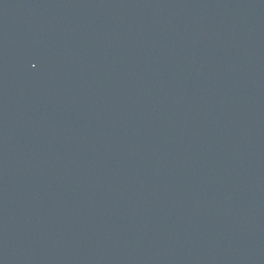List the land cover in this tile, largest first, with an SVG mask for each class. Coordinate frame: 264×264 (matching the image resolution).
<instances>
[{
	"label": "water",
	"instance_id": "95a60500",
	"mask_svg": "<svg viewBox=\"0 0 264 264\" xmlns=\"http://www.w3.org/2000/svg\"><path fill=\"white\" fill-rule=\"evenodd\" d=\"M0 264H264V0H0Z\"/></svg>",
	"mask_w": 264,
	"mask_h": 264
}]
</instances>
